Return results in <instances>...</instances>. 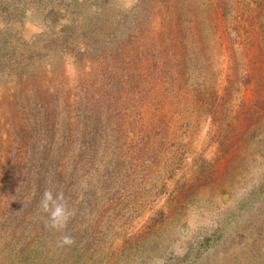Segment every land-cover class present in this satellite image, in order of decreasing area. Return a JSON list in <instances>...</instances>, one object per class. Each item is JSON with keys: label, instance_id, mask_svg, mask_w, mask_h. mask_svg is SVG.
<instances>
[{"label": "rangeland", "instance_id": "rangeland-1", "mask_svg": "<svg viewBox=\"0 0 264 264\" xmlns=\"http://www.w3.org/2000/svg\"><path fill=\"white\" fill-rule=\"evenodd\" d=\"M73 10L0 63V264H264V0H88L34 64Z\"/></svg>", "mask_w": 264, "mask_h": 264}, {"label": "trees", "instance_id": "trees-1", "mask_svg": "<svg viewBox=\"0 0 264 264\" xmlns=\"http://www.w3.org/2000/svg\"><path fill=\"white\" fill-rule=\"evenodd\" d=\"M87 1L88 0H85L84 4H86ZM83 2L84 0H0V23L2 22L6 26L4 29L3 27L0 28V63H5L7 65L13 63L19 66L26 61L25 52L17 50L15 42L19 40L17 33H19L20 30L16 29V27L23 22L22 15L26 12L27 7L35 8L40 11L41 19L49 25H55L57 21H61L66 17V11L69 10L70 6L74 8L71 12L72 15L68 14V22L71 21L69 23L71 24L70 26L65 25L64 31L61 33H43L42 36L44 35V38L42 39L46 44L42 49L38 50V48L35 47L32 49V53L28 58L32 57L33 59H31L34 60V64L36 65H38L40 61L46 62L51 60L55 48L62 49L68 46L67 49L70 50V48L75 49L77 47L76 50L70 51H74L76 54L82 53V50L79 49L80 40L77 41L78 38L82 40L81 42H86L84 43L86 46L93 45V43L98 41L102 36L103 41H107V37L111 38L115 33L114 27L111 29L109 26L108 11H96V13L92 15L88 13V20L84 28V32L86 33H81V35L76 34L80 25L79 7L84 6V4L82 5ZM63 7L66 9L65 12L62 11ZM82 25L84 27L83 23ZM69 29L71 30L69 31ZM82 34H84V38H81ZM212 115L214 116L212 118L215 119V112H213Z\"/></svg>", "mask_w": 264, "mask_h": 264}, {"label": "clouds", "instance_id": "clouds-1", "mask_svg": "<svg viewBox=\"0 0 264 264\" xmlns=\"http://www.w3.org/2000/svg\"><path fill=\"white\" fill-rule=\"evenodd\" d=\"M45 201H51L52 200V193L49 191H46L44 194ZM48 205L45 203V208L47 209ZM53 216L54 220L58 217H63L64 212H63V206L62 205H57L55 210L51 213ZM65 243H71V238L70 237H65Z\"/></svg>", "mask_w": 264, "mask_h": 264}]
</instances>
